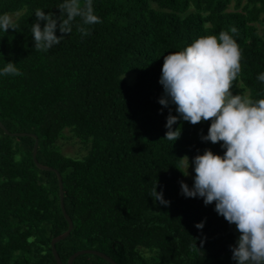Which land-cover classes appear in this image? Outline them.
Segmentation results:
<instances>
[{
	"label": "trees",
	"instance_id": "obj_1",
	"mask_svg": "<svg viewBox=\"0 0 264 264\" xmlns=\"http://www.w3.org/2000/svg\"><path fill=\"white\" fill-rule=\"evenodd\" d=\"M61 2L0 0V14L16 13L17 25L0 31V68L11 61L23 73L0 76V123L9 133L33 134L36 161L59 173L71 221L68 235L54 243L61 264L81 249L117 264H237L235 225L215 203L186 198L180 188L183 182L191 189L194 177L183 179L178 159L225 150L201 140L210 121L192 125L178 117L172 128H181L180 138L163 139L166 118L178 113L174 104L158 103L159 78L164 55L235 26L242 60L232 94L264 99V82L256 79L264 73V0H94L102 22L90 26L91 35L82 37L74 24L58 45L36 51L35 9L58 16ZM129 74L131 83L123 78ZM63 139L84 153L63 154ZM33 141L0 129V264H55L49 242L67 228L55 174L35 167ZM156 182L168 206L150 197ZM71 264L109 263L85 253Z\"/></svg>",
	"mask_w": 264,
	"mask_h": 264
},
{
	"label": "clouds",
	"instance_id": "obj_2",
	"mask_svg": "<svg viewBox=\"0 0 264 264\" xmlns=\"http://www.w3.org/2000/svg\"><path fill=\"white\" fill-rule=\"evenodd\" d=\"M93 2L62 0L58 16L35 9L36 22L30 26L34 49L47 52L72 32L74 24L82 37L91 35L90 26L102 22ZM77 18L79 23H75ZM16 27L9 14H0V31L6 33ZM237 31L232 26L218 36H199L183 50L164 55L159 78L163 96L158 103L164 108L174 104L178 113L166 118L163 139L168 141L181 136L180 127L172 128L178 117L192 125L210 121L207 135L201 140L221 143L224 154L205 149L202 155H196L191 161L193 186L190 189L180 182L181 193L186 198H203L205 205L215 203L216 213L235 225L239 237L231 251L237 264H264V99L232 94L233 82L241 73L242 52L234 39ZM16 65L4 63L0 76L23 75ZM256 79L264 82V73ZM178 161L184 169L182 174L187 176L189 158L184 156ZM156 187L157 182L150 197L168 206L170 202ZM195 227L202 229L203 222ZM191 247L200 251L195 244Z\"/></svg>",
	"mask_w": 264,
	"mask_h": 264
},
{
	"label": "water",
	"instance_id": "obj_3",
	"mask_svg": "<svg viewBox=\"0 0 264 264\" xmlns=\"http://www.w3.org/2000/svg\"><path fill=\"white\" fill-rule=\"evenodd\" d=\"M0 129L4 132L5 135H10V136H30L34 139L33 141V145H32V149H31V159L35 165V167L39 170H46V171H51L55 174V177H56V181H57V187H58V203H59V209H60V212L62 214V217L64 218L66 224H67V228L64 232H62L61 234L51 238L50 242H49V247H50V253L53 257V260L55 262V264H61L56 252H55V249H54V243L59 241V240H62L64 239L70 229H71V221L70 219L68 218V216L66 215L64 209H63V204H62V199H61V182H60V176H59V173L52 167H49V166H46V165H42L40 163H38L35 159V150H36V138L33 134H30V133H9L5 130V128L1 125L0 123ZM93 254V255H96L98 257H100L101 259L105 260L107 263L109 264H117L116 262H114L112 259H110L108 256H106L105 254L99 252V251H96V250H93V249H81V250H77L75 252H73L72 254H70L66 260V264H71L72 260L74 259V257H76L77 255H80V254Z\"/></svg>",
	"mask_w": 264,
	"mask_h": 264
},
{
	"label": "rangeland",
	"instance_id": "obj_4",
	"mask_svg": "<svg viewBox=\"0 0 264 264\" xmlns=\"http://www.w3.org/2000/svg\"><path fill=\"white\" fill-rule=\"evenodd\" d=\"M232 8V4L229 5V9ZM9 15L12 17V19L16 16V13H9ZM256 30L258 32H260L261 30V23L260 21L256 22L254 24ZM123 78L126 79L127 83H131L133 81V75H124ZM58 145L61 149V152L67 156H71V157H78L80 155H82L84 153L83 148L80 146V144H78L76 141L72 140V139H67V140H59L58 141ZM191 161L192 159H189V168H188V175L184 176L183 175V179L185 180H189L192 179L195 175V173L192 170V165H191ZM181 167V166H180ZM182 171H184V169L181 167Z\"/></svg>",
	"mask_w": 264,
	"mask_h": 264
}]
</instances>
